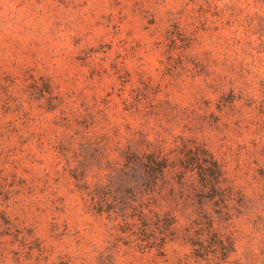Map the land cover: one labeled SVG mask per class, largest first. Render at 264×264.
<instances>
[{"label": "rangeland", "instance_id": "rangeland-1", "mask_svg": "<svg viewBox=\"0 0 264 264\" xmlns=\"http://www.w3.org/2000/svg\"><path fill=\"white\" fill-rule=\"evenodd\" d=\"M0 264H264V0H0Z\"/></svg>", "mask_w": 264, "mask_h": 264}]
</instances>
